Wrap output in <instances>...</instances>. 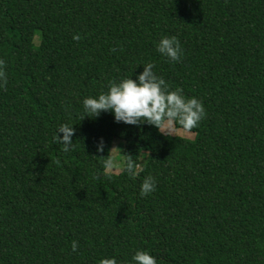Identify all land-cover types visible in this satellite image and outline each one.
Masks as SVG:
<instances>
[{
	"label": "trees",
	"instance_id": "1",
	"mask_svg": "<svg viewBox=\"0 0 264 264\" xmlns=\"http://www.w3.org/2000/svg\"><path fill=\"white\" fill-rule=\"evenodd\" d=\"M163 35L180 62L156 52ZM0 59V264H127L136 249L157 264H264V0H0ZM148 62L203 102L193 139L80 118L82 97ZM60 123L74 128L67 153ZM114 138L118 174L101 163Z\"/></svg>",
	"mask_w": 264,
	"mask_h": 264
},
{
	"label": "clouds",
	"instance_id": "2",
	"mask_svg": "<svg viewBox=\"0 0 264 264\" xmlns=\"http://www.w3.org/2000/svg\"><path fill=\"white\" fill-rule=\"evenodd\" d=\"M79 38L78 35L73 36L74 40ZM154 47L156 52L169 62H180L184 56L176 36L163 35L155 42ZM141 65L143 71L136 75L135 79H132V76H124L118 80H110L106 91L82 97L80 118L82 120L85 117L94 118L102 112H110L116 123L133 126L147 124L154 126L161 133H165L166 125L172 124L188 131L196 128L206 115L203 102L195 96L185 97L180 87L172 90L165 79L153 71L155 65L152 62ZM5 67V61L0 59V90H3L7 84ZM60 133L63 135L61 136ZM73 135V125L60 123L53 133V142L61 145L62 150L67 153L73 147ZM104 149L105 141L100 138L96 142V151L102 153ZM104 158L101 161L102 168L107 172L113 168V164L108 155ZM136 167L138 166L135 162L129 158L123 171L135 178ZM156 184L154 176H144L139 185V195L144 197L154 192ZM77 248L78 244L73 240L72 251H77ZM99 264H119V262L115 256L102 257ZM127 264H157V261L148 250L136 249Z\"/></svg>",
	"mask_w": 264,
	"mask_h": 264
},
{
	"label": "rangeland",
	"instance_id": "3",
	"mask_svg": "<svg viewBox=\"0 0 264 264\" xmlns=\"http://www.w3.org/2000/svg\"><path fill=\"white\" fill-rule=\"evenodd\" d=\"M38 42V38H35V43ZM164 135H170V136H177L187 139H193L194 134L191 132H188L183 129L175 128L172 125H166L165 133H162ZM123 148H124V142L120 139L114 138L111 142V147L109 150V158L112 160L113 168L111 170H108L107 173L112 174H118L122 168H123ZM147 156L146 152H141L140 154V161H143Z\"/></svg>",
	"mask_w": 264,
	"mask_h": 264
}]
</instances>
